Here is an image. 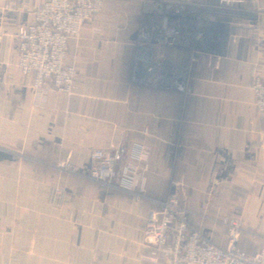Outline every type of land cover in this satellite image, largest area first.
Returning <instances> with one entry per match:
<instances>
[{
  "label": "crops",
  "instance_id": "0c3cea01",
  "mask_svg": "<svg viewBox=\"0 0 264 264\" xmlns=\"http://www.w3.org/2000/svg\"><path fill=\"white\" fill-rule=\"evenodd\" d=\"M38 1L0 0V264H154L142 259L149 202L177 180L190 226L224 247L215 221L234 217L244 249L258 248L264 0H103L68 43L73 93L43 100L17 68V30ZM153 74L166 84L147 87ZM92 150L116 153L110 186L87 178ZM66 159L74 174L57 169ZM128 166L145 169L135 193L116 186Z\"/></svg>",
  "mask_w": 264,
  "mask_h": 264
},
{
  "label": "built area",
  "instance_id": "2783aa9c",
  "mask_svg": "<svg viewBox=\"0 0 264 264\" xmlns=\"http://www.w3.org/2000/svg\"><path fill=\"white\" fill-rule=\"evenodd\" d=\"M102 7L103 0H39L33 13V23L18 28L17 68L22 75L31 77L32 91L39 100H43L49 91L64 97L71 96L76 86L77 71L67 63L68 43L80 37L82 27L96 19ZM204 25L203 20L200 21V26ZM197 37H202V34L197 33ZM159 44L165 51L166 42ZM199 69L194 61L190 74L197 75ZM145 84L157 89L166 81L153 74ZM251 89L255 110L264 117V80L254 77ZM146 155L141 151L140 157ZM90 157L87 178L110 186L117 164L116 153L92 150ZM56 167L68 174L75 173L68 159L60 161ZM144 171L126 167L117 188L135 193L142 187ZM181 187V181H172L170 193L164 201L149 202L144 242L151 247V252L142 258L143 261L154 264H264V240L258 248L247 252L242 243L243 228L239 219L230 216L216 219L215 224L225 234L224 247L216 246L200 230L190 226L188 212L180 201Z\"/></svg>",
  "mask_w": 264,
  "mask_h": 264
}]
</instances>
